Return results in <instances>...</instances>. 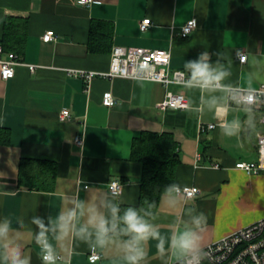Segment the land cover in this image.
Returning a JSON list of instances; mask_svg holds the SVG:
<instances>
[{
  "label": "crops",
  "instance_id": "0c3cea01",
  "mask_svg": "<svg viewBox=\"0 0 264 264\" xmlns=\"http://www.w3.org/2000/svg\"><path fill=\"white\" fill-rule=\"evenodd\" d=\"M146 17L152 23L142 31L140 22ZM9 18L28 24L23 64L9 79L2 78L0 71V218L21 222L14 227L31 264H42L32 240L36 230L32 217H55L67 205L66 196L95 200L110 179L119 177L120 206L139 203L143 164L133 157L132 143L142 131L171 133L177 143L174 183L201 189L192 198L176 194L179 204L174 209L164 207V192L160 195L152 222L162 234L187 226L192 207L207 216L202 247L264 218V171L250 173L236 167L238 161L258 157L260 111L257 129L238 141L220 134L219 121L206 107L208 94L188 91L181 84L166 87L127 77L96 76L86 82L69 73L73 68L110 69L112 50L91 51L88 44L91 23L100 20L113 24L112 48L167 49L172 69L181 70L200 52H223L224 66L231 72L229 82L258 88L264 84V0H94L87 5L78 0H0V39ZM192 18L197 19V28L186 37L176 36ZM47 30H54L57 38L44 41ZM241 52L247 53L245 62L239 60ZM29 64L36 69L32 71ZM108 90L117 98L113 107L102 103ZM168 90L183 93L189 107H158ZM64 108L70 109L71 117L62 121ZM227 117L243 119L244 114L233 106ZM209 123L217 125L200 131L201 124ZM78 135L82 145L75 140ZM31 159L22 167L23 160ZM30 179H49L53 188H32L24 183ZM76 244L75 252L71 240L61 246L65 264H113L115 249L91 262L88 246ZM146 247V264H161L155 241Z\"/></svg>",
  "mask_w": 264,
  "mask_h": 264
},
{
  "label": "clouds",
  "instance_id": "9594fccd",
  "mask_svg": "<svg viewBox=\"0 0 264 264\" xmlns=\"http://www.w3.org/2000/svg\"><path fill=\"white\" fill-rule=\"evenodd\" d=\"M225 62L223 52H200L195 59L185 61L181 87L208 94L205 97L206 107L219 121L220 134L239 141L257 129V102L264 101V96L259 95V88L236 92L239 85L229 82L231 72L225 68ZM233 106L243 112V119H228L227 110ZM177 190L184 194L182 186L177 183L165 188L161 198L164 207L174 209L178 206ZM121 194L116 186L109 184L95 200L81 199L78 194L66 196L67 205L55 217L45 219L33 216L31 224L35 225L36 230L32 240L39 249L42 264H65L61 246L69 240L72 241L73 252L77 241L101 255L115 249L113 264H146L149 255L146 245L151 241H155L156 255L161 264H201L204 257L202 233L207 225L204 212L190 208L187 226L164 235L148 219L154 215L152 212L134 206L122 209L117 202ZM152 207L155 205H149V208ZM14 223L19 225L21 222L0 218V264H31L30 256L25 255L23 250L22 236Z\"/></svg>",
  "mask_w": 264,
  "mask_h": 264
},
{
  "label": "built area",
  "instance_id": "2783aa9c",
  "mask_svg": "<svg viewBox=\"0 0 264 264\" xmlns=\"http://www.w3.org/2000/svg\"><path fill=\"white\" fill-rule=\"evenodd\" d=\"M94 0H78L82 5L92 3ZM152 20L149 17L144 18L140 22L142 31L148 29ZM198 26L196 18L188 20L177 32L176 36L186 37L190 35ZM44 41H52L57 38L54 30H47L43 36ZM6 54V57L3 55ZM171 51L167 49H151L137 46L114 45L111 53V66L107 72L77 69L69 70L70 74L83 78L86 82H90L96 76L102 77H127L132 79H144L159 81L164 86L170 84H182L184 73L181 69H172L171 67ZM239 59L245 62L247 59L246 52L239 54ZM23 64V61L13 52H6L0 42V71L2 78L9 79L15 76L16 66ZM32 71L36 69V65L29 64ZM259 95L264 96V84L258 87ZM246 88L238 87L236 92H240ZM251 91V89H248ZM239 97L238 99H242ZM102 103L105 106L113 107L117 103V98L111 90L105 91L102 97ZM264 101H258L260 123L264 126ZM161 109L176 108L185 109L189 107L188 99L181 92L168 90L165 98L158 103ZM71 117L69 108H64L61 111L60 118L62 121ZM216 123L201 124L200 131H205L216 127ZM78 144L83 143L81 136L76 137ZM258 148L256 161H239L236 163L237 168H242L247 172L264 171V129L257 134ZM201 154H197V159H201ZM218 167L219 164H214ZM109 184H112L122 191V181L119 177L110 179ZM182 186V185H181ZM184 195L187 198L195 197L200 188L197 186H182ZM204 257L201 264H264V218L252 222L251 224L239 228L220 239H217L202 248ZM101 254L95 250L89 255L91 262H96L101 259Z\"/></svg>",
  "mask_w": 264,
  "mask_h": 264
},
{
  "label": "trees",
  "instance_id": "16d2710c",
  "mask_svg": "<svg viewBox=\"0 0 264 264\" xmlns=\"http://www.w3.org/2000/svg\"><path fill=\"white\" fill-rule=\"evenodd\" d=\"M27 20L20 18H9L4 24L3 36L0 39L6 52H13L19 58L24 52L27 33ZM114 35L113 24L105 21L94 20L89 30V48L91 51L109 52L112 50V40ZM112 52V51H111ZM177 143L171 133H155L142 131L137 135L132 143V154L136 160L143 164V174L141 178L140 200L134 207L143 208L156 213L159 197L165 192V188L174 183ZM28 161L23 160L22 167ZM35 163L53 165L52 161L46 159H35ZM49 179L38 182L35 179L24 180L26 185L37 189H51L53 184ZM30 182V184H28ZM149 205L155 207L149 208ZM127 206H122L123 209ZM153 216L148 219L152 222Z\"/></svg>",
  "mask_w": 264,
  "mask_h": 264
},
{
  "label": "bare ground",
  "instance_id": "6f19581e",
  "mask_svg": "<svg viewBox=\"0 0 264 264\" xmlns=\"http://www.w3.org/2000/svg\"><path fill=\"white\" fill-rule=\"evenodd\" d=\"M181 28H182V27H181ZM246 54H247V53H246ZM171 59H172V56H171ZM239 60H240V59H239ZM246 60H247V59H246ZM241 62H242V61H241ZM158 82H159V81H158ZM163 85H164V84H163ZM79 136H81V135H79ZM81 137H82V136H81ZM75 139H76V138H75ZM82 139H83V138H82ZM82 144H83V143H82ZM82 144H81V145H82ZM257 159H258V157H257ZM257 159H256V160H257ZM256 160H254V161H256ZM241 161H244V160H241ZM238 162H239V161H238ZM240 169H242V168H240ZM243 170H244V169H243ZM259 172H262V171H259ZM259 172H254V173H259ZM250 173H253V172H250ZM197 187H198V186H197ZM200 192H201V189H200ZM200 192H199V193H200ZM199 193H198V194H199ZM176 194H177V193H176ZM198 194H197V195H198ZM183 196H184V195H183ZM185 198H187V197H185ZM190 198H192V197H190ZM258 220H259V219H258ZM256 221H257V220H256ZM202 248H204V247H202ZM89 255H90V254H89Z\"/></svg>",
  "mask_w": 264,
  "mask_h": 264
},
{
  "label": "rangeland",
  "instance_id": "374dc122",
  "mask_svg": "<svg viewBox=\"0 0 264 264\" xmlns=\"http://www.w3.org/2000/svg\"><path fill=\"white\" fill-rule=\"evenodd\" d=\"M262 128L264 129V126H262Z\"/></svg>",
  "mask_w": 264,
  "mask_h": 264
}]
</instances>
